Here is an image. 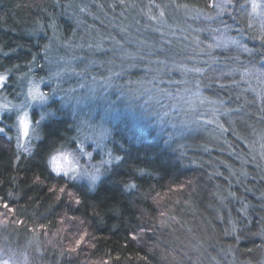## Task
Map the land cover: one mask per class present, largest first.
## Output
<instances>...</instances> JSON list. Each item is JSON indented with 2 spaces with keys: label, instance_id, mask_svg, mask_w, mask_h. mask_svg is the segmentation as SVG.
I'll use <instances>...</instances> for the list:
<instances>
[{
  "label": "trees",
  "instance_id": "trees-1",
  "mask_svg": "<svg viewBox=\"0 0 264 264\" xmlns=\"http://www.w3.org/2000/svg\"><path fill=\"white\" fill-rule=\"evenodd\" d=\"M118 1L0 0V73H9L8 86L14 70L40 63L48 35H76L70 17L83 5L95 13L83 16L87 23L106 16L98 8L136 23L144 43L125 50L138 53L126 76L150 82L131 92L135 103L140 94L146 98V115L123 113L113 123L110 147L122 160L103 168L95 182L51 171L50 156L75 129L73 113L60 103H53L56 115L41 122L27 151L0 133V253L24 256L26 264H264V96L251 83L255 73L240 79L239 71L219 77L214 71L248 66L249 53L208 47L225 26L226 35L260 47L251 0H233L224 11L209 7L210 0H156L165 14L161 33L138 24L148 0ZM126 7L128 20L120 13ZM104 31L110 43L117 28ZM101 50L112 61L113 46ZM176 74L193 78L204 103H188L164 87L176 85Z\"/></svg>",
  "mask_w": 264,
  "mask_h": 264
},
{
  "label": "rangeland",
  "instance_id": "rangeland-1",
  "mask_svg": "<svg viewBox=\"0 0 264 264\" xmlns=\"http://www.w3.org/2000/svg\"><path fill=\"white\" fill-rule=\"evenodd\" d=\"M111 1L112 0H110V2ZM218 2H220V0H218ZM256 2L258 5H264V0H256ZM118 3H120L119 5L122 4L120 1H118ZM111 6L114 5L111 4ZM81 9H83V11ZM98 9L99 14L106 15L104 18L98 20L99 24L83 21V16L95 14L92 13L93 10L91 7L83 5L79 7V11L72 13V16L70 17L71 19L73 17L71 22L73 23L72 27L74 31H76L75 36L65 37L60 33L54 35L51 33L48 35L41 48L43 56L41 57L40 63L36 62L35 64H28L24 68H20L18 71L14 70L13 80L10 82L11 84L9 86L7 85L9 83L8 78L5 87L0 89V104L9 103L11 106L25 103L28 89L33 85H38L41 91L48 92L50 94V99L45 107L33 103L32 106L27 109L29 119L33 122L32 126H35V121L40 119V113L42 111H56L52 109L53 103L55 102L60 103L62 108H69L73 113L75 120L74 135L65 147L57 151H75L78 154L79 149L75 148L73 138H75L76 142L83 141L85 151L90 152L92 155L91 157L79 155V165L82 169H87L89 172L95 171L96 168H99L97 174L99 177L102 169L108 165L102 164L101 162L110 159L108 156L110 151L113 156H115L110 147L113 123L116 122L119 119V116L123 113H129L132 115L138 113L137 115H139V117H144L146 115V108L144 106L146 98L143 97L144 95L140 94V101L135 103L131 97V92L133 91V87L146 88V86L149 85V82H147L148 80H141L138 81V83H129L131 79L127 77L132 70V67L130 68L129 65L133 64L131 59L134 57H132V55H126L128 51L125 52V50H129V47L136 44L137 41L138 43L144 41L140 33L138 34V31H136V23H134L133 20L122 21L119 19V15H115L117 18L115 21L113 19L115 18L114 9ZM128 9L129 8L126 7L124 10H119L126 20L129 19V17L126 16ZM160 12L164 13L162 5L158 1L156 2V0H148L140 8V14L142 13L143 15L142 20H137L138 24L141 22L144 24L143 27L146 26L148 29L152 28L157 33L163 32L162 26L165 24V14L163 17H160ZM250 14L253 16L255 25L261 28V26L264 25V7H258L256 12H252L250 2ZM151 16H157L158 19L152 20L150 18ZM112 27L117 28L116 36L110 41V43H106L105 40L108 37H106L107 35L105 34V31L102 32V30L112 29ZM122 29L124 30L122 31ZM221 33L222 32H218L215 37H213L215 42L222 39ZM76 37L85 41L83 43H77L78 41H76ZM117 41H120L121 43L117 44ZM101 43L102 47L98 49L97 45ZM106 46H113L114 48L112 61L105 60L106 58L101 57V54L99 53L102 51L101 49H104ZM120 51H122L121 54H119ZM144 62L145 63L142 66L145 70H148V61L144 60ZM108 65L113 67V72L122 73V71H125L123 72L125 73L123 74L124 78L121 79L124 81H119V76H117L114 77L116 82L113 83V77H110V71L107 69L110 68ZM122 67L129 68H127V70H122ZM56 72H60L59 77L53 75ZM1 73L7 74L9 77V73ZM173 77L175 78L174 83L176 85H170L168 83L165 84L164 87L168 90L174 89L175 92L172 93L173 96L182 95L184 97L183 100L186 102L198 104L202 97H199V99L194 102L190 99V94H197L196 89L193 87V84L195 83L193 78L183 77L178 74ZM102 78H111L110 80L112 81L113 86L109 88L107 92H104L101 88ZM254 78L255 80L251 79V83L255 86L257 85L259 90L264 92V83H261L256 76H254ZM133 80L135 81V79ZM151 81L155 83V85L158 83L156 79ZM174 83L172 82L171 84ZM182 84H186L189 87ZM53 88L56 89L54 95H52ZM91 89L97 90L95 97L91 96ZM62 96L85 97V103L76 105L73 100L70 103L65 104L61 100ZM164 98H166V96L160 100L162 101ZM109 101L112 102V110L116 113V116L113 119H108L104 116ZM62 108L61 110H63ZM6 117H9L10 120L7 121ZM50 117L51 116L48 118ZM89 125L92 127H89ZM0 128H4L5 131L3 133L14 139L19 152L27 151L32 140L35 138V136L30 139H21L19 137L17 113L15 110L11 112H0ZM102 128L109 130V134L106 137H101L99 135ZM85 137L89 138L85 139ZM53 154H55V152ZM76 180L92 182L88 176L79 174ZM3 260H8L9 264H26V259L21 255H6L0 253V261Z\"/></svg>",
  "mask_w": 264,
  "mask_h": 264
},
{
  "label": "snow or ice",
  "instance_id": "snow-or-ice-1",
  "mask_svg": "<svg viewBox=\"0 0 264 264\" xmlns=\"http://www.w3.org/2000/svg\"><path fill=\"white\" fill-rule=\"evenodd\" d=\"M121 3H124V0H120ZM233 3V0H220V2H217V0H210L209 2V7H215L217 9H220L221 11L227 10V5ZM158 7V6H157ZM258 7H264V5H258L256 0H251V8L252 12H256ZM83 11V9H81ZM164 13L160 12V17H163ZM152 20H157V16H151L150 17ZM252 25L249 24V27ZM124 29H122L123 31ZM227 33V26L224 28V32L221 33L222 39L218 40L217 43L215 44H209L208 47H216L220 48L223 47L225 49H238L241 52L249 53L250 59L248 60V66H240L234 64L233 67H230L227 69V72L224 71V69H215L214 71L217 72L218 77L219 76H233L237 71H239L240 74V79H246L255 73L256 78L261 81V83H264V64L261 62H264V25L261 26L260 34L258 36H255L254 39H257L260 41V47L258 49L256 48H249L246 44H244L242 41L236 39L235 37L228 36L226 35ZM117 44H120V41L116 42ZM144 43V42H141ZM196 43L199 44V38L196 39ZM102 43L97 45V48H101ZM151 53V49L149 50ZM258 54V58H257ZM126 55H138V53L135 54H128ZM144 57H141L143 59ZM235 60H239V56L237 55L235 57ZM259 65V67H257ZM135 64L129 65V67H135ZM184 67L186 72H191L194 74H200L205 72V68L202 67H197L193 66L191 68H187L186 66H181ZM56 77L60 76V72H56L53 74ZM110 77H117L119 73L117 72H112L110 70L109 72ZM9 77L7 74L0 73V89L5 87L6 81ZM129 83H138V81H129ZM150 83V82H149ZM217 83H219V80L217 79ZM233 84H238L239 81L233 79L231 81ZM197 84L199 85V80H197ZM112 81L108 78H102V84L101 88L103 89L104 92H107L109 88H111ZM83 87V86H81ZM221 87L223 85L221 84ZM96 89H91L90 94L92 97H95L96 95ZM56 93V89H52V95ZM199 88H197V94H190V99L191 101H196L199 99ZM258 95H264V92L258 93ZM50 99V94L48 92H43L40 90L38 85H33L28 89L27 92V97H26V102L22 103L20 105H11L9 103H4L0 104V112H11L13 110L16 111L17 113V121H18V134L21 139L28 138L30 139L31 137L35 136L36 138H39V127L41 125V121L47 119L49 116H55L56 113L52 111H42L40 113V119L35 121V126L33 125L32 120L29 119V113L27 111L28 107L32 106L33 103L39 104L41 107H45L47 105V102ZM61 100L67 104L70 103L71 101H75L76 105H81L85 103V97L81 96H67L61 97ZM199 102L202 104L204 102L203 99H200ZM212 103H215V101H212ZM222 104L223 101H220ZM113 109V104L111 101L108 103V107L104 113V116L107 117L108 119H113L116 116V113L112 110ZM164 115H167V113H164ZM214 120H209L207 123H214ZM83 123V122H82ZM89 127H92L89 125ZM221 130L223 129V125H220ZM5 131L4 128H0V133H3ZM79 131V129H78ZM109 134V130L106 128H102L101 131L99 132V135L101 137H106ZM89 137H85V139H88ZM75 148L79 149V153L77 154L75 151L73 152H68V151H56L55 154L50 156L49 160V165L51 167V171L54 172L57 176H61L63 178L75 180L78 178L79 175H84L88 176L90 181L95 182L98 178V172L99 168H96L95 171L89 172L87 169H82L81 166L79 165V155L91 157L90 152H86L84 147H83V141L76 142L75 138H73ZM264 147V146H262ZM108 156L110 159L103 160L101 163L102 164H111L112 160L120 161L122 160V157L119 155L113 156L111 151L108 153ZM262 158H264V152L261 153ZM130 187H135L134 185H130ZM180 187H183L181 185ZM63 191V189H61ZM229 195H235L234 193H229ZM5 208L8 207V204L5 203L3 205ZM19 223H23L20 221ZM43 227V226H41ZM84 239L83 236H81L79 239L75 241V244L77 247H79L82 243V240ZM70 251H75V249H70ZM0 264H9L8 260H3L0 261Z\"/></svg>",
  "mask_w": 264,
  "mask_h": 264
}]
</instances>
